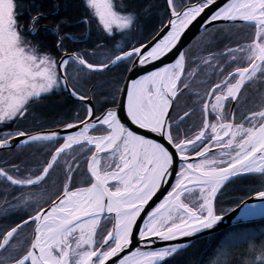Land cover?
I'll return each instance as SVG.
<instances>
[{
  "label": "snow or ice",
  "instance_id": "obj_1",
  "mask_svg": "<svg viewBox=\"0 0 264 264\" xmlns=\"http://www.w3.org/2000/svg\"><path fill=\"white\" fill-rule=\"evenodd\" d=\"M80 4L84 14L77 26L88 29L95 24L104 38L113 40L116 35L134 38L140 14L122 0ZM163 7L147 35L116 45L119 54L108 63H95L81 53L65 51L71 39L67 20L54 28L42 27L53 12L60 14L59 6L46 13L35 0L27 8L24 0H0V128L27 120L32 108L61 86L79 101H89L77 87L85 69L98 73L116 66L123 72L145 73L131 79L124 90L115 89L126 96L119 102L113 96L115 107L105 104L97 115L87 104L86 118L76 117L83 127L64 136L62 143L56 132L33 134L20 128L0 132V149L11 148L18 138H24L19 142L25 145L58 144L38 174L23 175L18 164L12 165L18 174L0 167V177L20 188L39 186L74 146L87 147L90 153L85 161L86 186L70 187L69 165L62 192L45 201L50 207H37L0 234V264H185L181 257L190 244L183 241L222 220L219 196L233 178L255 177L260 186L250 191L264 201V0H164ZM201 17L205 31L217 21L248 31L234 47L202 58L209 67L217 60L215 67L223 79L199 101L201 124L188 136L181 134L179 124L190 113H172L183 94L181 85L190 87L184 79L188 55L181 50V41ZM233 36L238 33L220 39ZM210 37L209 43L219 42ZM221 61L229 67H221ZM70 62L78 66L71 79ZM250 90L255 97L247 95ZM64 127L78 125L69 122ZM97 129L100 134L89 135ZM162 189L166 194L153 206L150 202ZM258 207L264 209V204H245L242 215L253 214ZM102 221L110 222L111 228H102ZM29 226L30 239L19 240V233ZM247 252L250 259L245 264H264V243L250 244ZM229 255L222 248L215 264H229Z\"/></svg>",
  "mask_w": 264,
  "mask_h": 264
},
{
  "label": "trees",
  "instance_id": "obj_2",
  "mask_svg": "<svg viewBox=\"0 0 264 264\" xmlns=\"http://www.w3.org/2000/svg\"><path fill=\"white\" fill-rule=\"evenodd\" d=\"M35 2L42 6L46 13L53 12V9L59 6L60 14L56 15L53 12L52 17L45 20L42 26L46 25L54 28L59 21H68L69 26L66 28V32L71 36V39L66 42L65 51L81 53L86 58L95 55L97 52H102L106 54V63L109 62V58H114L116 54H119L116 45H123L127 39H132V42L135 43L136 40L147 35L150 29L157 25L160 15L164 11L163 0H122L129 7V10H135L140 14L139 26L134 29V38L116 35V38L113 40L111 37L104 38L106 34L99 31V28L95 24L88 29L83 25L77 26L75 24L84 14L80 0H35ZM31 3H33V0H24L26 8ZM85 31L88 32V36H84ZM247 31V29L233 25L232 23L215 25L198 35L185 49L188 55V63L184 79L190 87L183 89L181 85L183 94L180 96L178 102L183 103L185 109L188 106L195 107L198 123L189 126L187 129L183 126L186 129L184 135L192 136L195 134L201 119V104L199 101L206 96V92L210 90L214 83L219 82L223 78V74L215 67L217 60L213 59V67H209L202 63V58L207 57L209 52L220 53L226 51L225 46L234 47L236 40L244 37ZM230 33H238V36H233L232 39H220ZM210 34L215 36L219 42L212 40L209 43L211 39ZM53 39L51 36L48 37L47 43L50 47ZM53 54L55 55L54 50ZM70 65L71 79L73 69H77L78 66L72 62H70ZM220 66L229 67L223 61L220 62ZM231 67L234 68L235 65ZM189 72H195L196 75L190 76L188 75ZM126 73L114 66L111 70L103 72L91 73L84 70V73L81 74L82 78L79 80L77 87L83 94L91 95L97 115L101 114V110L105 104L108 107L115 106L113 96H115V100L117 101L119 95V93L115 92V89H120ZM249 94L253 97L256 95L254 90H250ZM53 100L58 101L59 104L57 103V105L59 106L52 103ZM40 102L45 103V106L33 109L32 115H36L37 118L43 120H50L52 124L49 127L47 126V128L34 126L29 132L57 128L69 122H79L76 119L77 115L81 119L85 118L86 108L81 103L69 99L62 90V87L53 94H48ZM178 102L174 104L175 112L173 113H177V110L179 111L177 108ZM184 108L181 110H184ZM242 112L243 110L237 111V119L241 118ZM16 129V124H14L10 128H0V132L15 131ZM180 131L182 134L184 130L180 128ZM97 132L95 131L94 134H98ZM59 142L61 143V140ZM56 146L58 144L49 142L42 144L37 142L12 150L0 151V167L5 168L11 174H18L12 167L13 164H18L23 175L38 174L45 166L46 161L50 159V155ZM89 155L90 153L86 147L80 148L74 146V150H69L61 155L57 165L54 166L53 170H50L49 176L39 186L20 188L19 186L6 183L4 178L0 177V234L7 228L14 226L15 223L21 222L22 218L27 219L28 215L34 214L37 207L48 206L50 203H45V201L55 199L62 192L63 185L68 182L66 176L68 175L69 165L71 166L73 176L70 187L72 185L76 187L86 186L88 176L86 174L85 161ZM259 186L256 183L255 177L244 180L238 178L232 180L223 190L224 194L219 196L218 211L222 207L228 206L233 208L237 206L241 201L254 194V192L250 191L251 188H258ZM26 198L27 202L25 203ZM109 227L110 222L102 221V228ZM239 233L242 235L239 236ZM30 236L31 226L24 228L19 233V240L30 239ZM236 237L244 239L237 241L235 240ZM225 242H227L226 246ZM261 243H264V219L255 223L241 224L224 229L206 238L196 240L190 244L188 251L183 253L181 259L185 264H210L211 260L218 256L221 249L225 248L230 253L229 264H245L250 259L247 252L249 245L255 244L259 246Z\"/></svg>",
  "mask_w": 264,
  "mask_h": 264
},
{
  "label": "water",
  "instance_id": "obj_3",
  "mask_svg": "<svg viewBox=\"0 0 264 264\" xmlns=\"http://www.w3.org/2000/svg\"><path fill=\"white\" fill-rule=\"evenodd\" d=\"M163 2H164V0H163ZM223 2H224V0H218V3H223ZM206 15H208V13H205V16ZM202 21H203V17L199 18L198 21L195 22L194 25L186 32L185 37L181 41V50L182 51H184L198 35H200L202 32L205 31L204 27L202 26ZM230 23H232V22L217 21L213 25H207V29L212 27V26H215V25L230 24ZM169 62H171V59H169ZM112 67H114V66H112ZM106 70H108V69H105L103 71H106ZM144 74L145 73L143 71L136 72V73H128L127 72L125 77H124V80L122 82V85H121L120 89L124 90L126 88L127 84L130 83L131 79H137V78H139L140 75H144ZM61 87H62V90L64 91L65 95L69 99L81 103L85 108H86L87 104H91L94 107V109H95V106H94V103H93V100H92L90 94L87 95L90 98L89 101L81 102L76 97L71 96L69 91L65 90L63 88V86H61ZM125 99H126V96H122L121 93H119L118 98H117V102L125 100ZM121 115L123 116L124 113H121ZM75 123L78 125V127L77 128H73V129H66L64 127V125H63V126H60V127H57V128L43 129V130H38V131H35V132H31V133L39 134V133H46V132H56V133H58V135L60 137V140H63L64 136L70 135V134H74L75 132L79 131L83 127V124H80L79 122H75ZM132 127H135V126H132ZM22 139H24V138H18L16 141L12 142V147L11 148H9V149H0V151L12 150V149H16V148L25 146V144H21L19 142ZM29 144H31V143H29ZM88 147H90V146H88ZM86 168H87V165H86ZM234 179H236V178H233V180ZM26 187H29V186H26ZM167 187L168 186L165 185V188H167ZM162 194H166L163 189L161 190V193H158L157 197L154 198V202H150V203H153V206H154V203H158L159 199H162ZM263 202L264 201L256 199L255 198V194H253L252 196H250V197L246 198L245 200H243V203H239L237 206L233 207L228 212H226L224 214H221L222 217H223L222 220L220 222H218V224L216 226H214L213 229L205 230V231L199 233L196 237H193V238H190V239H186L183 242L191 244L192 242H194L196 240H199V239H202V238H206V237L211 236L213 234H216V233H218V232H220V231H222L224 229H228V228H231V227H234V226H237V225H241V224H249V223H255V222L261 221V220L264 219V214L256 215V216L242 215V209L244 208L245 204L252 205V204H258V203H263ZM48 207H50V204L48 206H46L45 208H48ZM110 228H111V225H110ZM156 243L157 244H163L164 242L157 241Z\"/></svg>",
  "mask_w": 264,
  "mask_h": 264
},
{
  "label": "rangeland",
  "instance_id": "obj_4",
  "mask_svg": "<svg viewBox=\"0 0 264 264\" xmlns=\"http://www.w3.org/2000/svg\"><path fill=\"white\" fill-rule=\"evenodd\" d=\"M119 1V0H118ZM100 31V29H98ZM90 62H95V63H106V54L102 53V52H97L95 53V55L91 56V57H88L87 58ZM223 79V78H222ZM247 95H250L249 92L247 93ZM204 99H207V96H204L203 97ZM55 105H57L58 101L56 100H53V102ZM59 104V103H58ZM45 106V103L43 102H39L38 103V106H35L32 108V111H31V115H29L28 119L27 120H24L22 122H19L18 124H16V128H20V129H23V130H26V131H30V129L34 128V126H37V127H40V128H47V126L49 127L52 123V121L50 120H47V119H41V118H37L36 115L33 116V112L34 110L33 109H37V108H43ZM59 106V105H57ZM177 108L179 109V111L177 110V113H179V115H183V112L184 111H188L190 113L189 116L185 117L184 118V121L182 123L179 124V127L182 128V130H184L182 132V134L184 135L185 133V130L189 127V126H192L193 124H196L198 123L197 121V117H196V112H195V107L192 106V107H186V109L184 108V104L181 103V102H178L177 103ZM182 108H184V110H181ZM200 111H201V108H200ZM177 113H172L173 116H176ZM201 119H202V114H201ZM201 119H200V122H199V126L201 124ZM41 121V122H40ZM186 127V129L183 128ZM175 127V125H174ZM199 130V127L197 128V131ZM95 131H98L97 133L100 134V130L97 129ZM95 131H90L89 132V135H98V134H94ZM189 132V130H188ZM62 143V141H61ZM216 150L213 149V153L215 152ZM221 209H223V211L221 212V214H224L226 212H228L229 210H231L232 208L230 207H222ZM110 228V227H109ZM242 234L239 233V236H241ZM230 238V237H229ZM241 238V237H240ZM18 239H19V236H18ZM241 239H244V238H241ZM239 239L238 237L235 238V240L239 241L241 240ZM218 256L213 258L211 260V263L210 264H214L217 260Z\"/></svg>",
  "mask_w": 264,
  "mask_h": 264
},
{
  "label": "bare ground",
  "instance_id": "obj_5",
  "mask_svg": "<svg viewBox=\"0 0 264 264\" xmlns=\"http://www.w3.org/2000/svg\"><path fill=\"white\" fill-rule=\"evenodd\" d=\"M262 204H264V202L263 203H258V204H255V205L260 206ZM261 214H264V209L258 207L253 214H249L247 216H256V215H261Z\"/></svg>",
  "mask_w": 264,
  "mask_h": 264
},
{
  "label": "flooded vegetation",
  "instance_id": "obj_6",
  "mask_svg": "<svg viewBox=\"0 0 264 264\" xmlns=\"http://www.w3.org/2000/svg\"><path fill=\"white\" fill-rule=\"evenodd\" d=\"M43 27V26H42ZM88 95V94H87Z\"/></svg>",
  "mask_w": 264,
  "mask_h": 264
}]
</instances>
